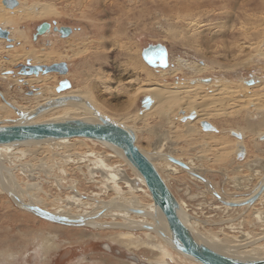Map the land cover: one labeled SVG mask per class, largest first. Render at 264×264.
I'll list each match as a JSON object with an SVG mask.
<instances>
[{"label": "rangeland", "instance_id": "obj_1", "mask_svg": "<svg viewBox=\"0 0 264 264\" xmlns=\"http://www.w3.org/2000/svg\"><path fill=\"white\" fill-rule=\"evenodd\" d=\"M18 1L25 5L24 10L26 12L17 13V15L19 14L18 19H21L17 21L18 31L14 32L17 35L15 38L13 37L14 40L7 39L9 34H11L12 24H8L6 27L0 24V42H3V49L0 53V67H4L0 68V103L8 107L10 103H16L21 106L27 105V101L24 98L26 97L28 100L36 92V89L27 86L25 83L21 85L14 83L12 79L20 76V73L24 74L28 69L24 67L27 66L25 63L29 60H23L26 57L25 53H48L53 47L56 49V54H52L48 60L39 63L40 65L34 66L64 65L66 73L62 76L70 72H76L77 78L81 76V73L83 75L84 70H86L85 73L92 74L96 70L95 68L103 66L101 71L108 74L111 79L110 82L104 85L110 87L105 93L103 85H98L96 84L97 81L92 80L97 99L109 109L108 113L116 115L114 121L117 122L124 116H131V119L129 117L127 119L128 122L130 121L128 124L134 125L133 127L136 130L143 129V131L137 133V141L142 150L147 151L148 154H151V150L155 148L157 135L167 131L169 140L165 141L163 152L169 153L178 150L179 153L186 154V157H183L184 161H187L188 157L202 156L203 160L201 162L204 170L201 173L204 172L206 180L216 190L224 191L226 195L239 192L234 191L232 184L237 181L238 176H241L243 168H245L243 170L244 173H249L244 167L245 162L250 163L259 158V166L262 164L264 166V141H258L255 136L250 135L248 130H246L247 127L256 125L259 120L257 114L253 111L255 101L251 99L252 97H248L247 100V97H244V99L242 97L244 95H253V98L257 99L259 97L264 100V59L262 60L256 52L254 53L255 47H257L259 42L263 43L261 48H264V0H235L233 3L225 0H214L216 2L204 0L206 1L204 2L205 7L200 10L197 11L196 9V11L178 15L176 11L182 4V0H133L135 3L128 11L105 9L102 7L103 0H88L87 2H84L85 0ZM190 1L194 2L197 0ZM207 2L211 4L208 7L206 5ZM16 5L18 3L15 0H0V6L2 7L13 8ZM39 5L47 6L49 11L41 12V9H37L41 7ZM32 8L34 10L31 11ZM194 17L196 18L195 20ZM43 22L51 25L50 30L33 39L36 27ZM185 24H187V28L186 26L184 27ZM53 27H68L71 29V33L66 37H62L59 33L56 35ZM9 42L13 44L8 45ZM156 44L166 48L168 67L170 66L171 69H177L176 59L192 61L206 69L200 73L192 74L190 71L180 68L174 74L172 73L171 76H168V74L167 78L159 77L156 71L158 68L149 67L141 58V52L144 48ZM249 44L252 46H249ZM100 47L102 51L99 49ZM127 49L132 50L130 55L134 58V61L137 58L141 65H146L145 67L148 71L151 70V74L155 75L154 79L174 84V87L176 83L182 85L185 81L193 85L190 80L197 78L209 79L210 82L215 79L220 81L219 83L222 81V83L228 84L229 87L233 86L234 88L230 89L231 93L226 94V98H223L225 100L222 99L220 103L221 110L219 109L220 104L214 107L219 109L221 114L219 113V115L210 117L209 120L202 121L209 123L217 131L215 133H207L208 136H204V131L200 127L201 122L196 123L199 130H193L195 124L193 122L190 125L189 123L185 125L188 120L186 119V121L184 118L192 113L194 114L195 107H192L193 109L190 108V113L189 111H180V114L183 115L179 117L180 119L177 118L178 121L174 124V128L172 126L168 127L165 118L162 117L160 119L156 115L153 118H151V115L147 116L144 125L132 120L136 119L133 116H138L144 112L145 108L142 103L146 96L140 95L132 106L127 102L129 93L139 84L134 82L132 83L133 87H129L128 84L129 79L138 76L137 70L133 73L121 74L115 69V66L125 62ZM4 51L6 52L4 53ZM76 51L81 52L69 60L67 58L68 55L71 56ZM94 52L99 57L106 59L105 65L92 64V69L87 66L83 67L81 61H86L85 64L91 61L92 55L95 54ZM58 55L62 57V60L55 63ZM138 66L139 64H136V67ZM48 73H55L57 77L60 75L59 72ZM4 75H9L12 79H2L1 76ZM62 76L58 77L59 82L66 80L71 88L74 80L68 75ZM142 77L143 75L141 74L140 78ZM250 80L254 81V87L247 89V86H252L246 84ZM24 103L26 104L24 105ZM11 111L14 116H9L8 119L4 120L2 119L3 116L0 117V124L9 120L12 123L14 120L20 119L15 112V108H12ZM178 113L176 111L175 115H178ZM175 130L177 131L176 135H171ZM230 131L241 132V136L244 137L242 140H238L229 134ZM187 132L190 136L187 135ZM185 134L186 136H184ZM208 137L213 139L208 140ZM214 139L217 140L214 141ZM241 142V146L247 151L245 152L244 158L246 157V161L244 162H242L244 158L241 161H237L235 156L236 145H240ZM239 166L242 167L237 170ZM54 170L53 178L49 180H54L58 176L57 170ZM126 174H130V172ZM68 175L70 178L73 177L78 180V188L83 189L86 195L90 191L98 192L96 186L84 184L78 174L75 175L74 173L72 175L71 173V175ZM165 177L174 197L185 203L188 214L193 216V219L197 222L210 221L208 223L211 224L208 226L209 228L212 227L213 231H217V224L212 222L233 215L232 211L226 212L223 208H216L219 206V201L213 193L205 192V179L204 182H196L184 173L176 175L165 174ZM47 184L45 183V188ZM136 186L139 187V183H136ZM57 194L64 199L65 196H71L73 193L68 188L62 187ZM238 194H241V192ZM101 198L106 200L104 196ZM42 224L49 223L15 206L7 192L2 190L0 192V250H8L16 258L8 259L6 255H3L0 257V264H148L146 258L153 256L139 242L140 240H146L145 236L140 232H135V240L123 242L111 238V235L115 234L112 231L79 226L80 228L76 229H85L84 231L88 235L96 234L98 236H96V239H93V237L84 239L82 243H72L70 241L71 243L69 244L67 243L69 240L66 238V234L58 233V231H56L57 233L46 232L45 225ZM73 227L78 226H71L63 230L73 231ZM56 228L60 230L63 227L57 226ZM44 237L49 240L50 247L53 246L54 249L53 252L51 250L44 254V259H42L40 255L43 254L39 246L42 245ZM124 243L130 246L126 247Z\"/></svg>", "mask_w": 264, "mask_h": 264}, {"label": "bare ground", "instance_id": "obj_2", "mask_svg": "<svg viewBox=\"0 0 264 264\" xmlns=\"http://www.w3.org/2000/svg\"><path fill=\"white\" fill-rule=\"evenodd\" d=\"M15 1L18 3L16 7L7 8L0 6V24L3 27H6L8 24H12L11 34H9L7 38L9 40H14V38L17 36L14 34V32L18 31L17 21L21 19H18L19 14L17 15V13H22L24 11L26 12V10H24L25 5L18 0ZM87 1L88 0H85L84 2ZM207 1L216 2L214 0ZM225 1L233 3L235 0ZM204 2L206 1L197 0L191 2L190 0H182V4L177 8V15L180 13H189L194 10L196 11V9L198 11L202 7H205ZM208 2L206 4L207 7L211 5ZM134 3L135 2L133 0H103L102 7L112 11H128L134 5ZM37 9H41V12L49 11V9H47V6L43 5ZM32 10L34 9L32 8L31 11ZM195 19L196 18L194 17V20ZM185 26L187 28V24H185L184 27ZM56 35H58V32H56ZM2 43L3 42H0V53L3 49ZM12 44L13 43L9 42L8 45ZM249 46L252 45L249 44ZM261 47H263V43L259 42L257 47H255L256 50L254 51V53L256 52L259 58H262L263 60L264 48ZM99 49H101V47ZM55 50L56 49L51 47V51L48 53H25L24 55L26 57H24L23 60H29L27 62L25 61V64H27V66L24 67H26L27 69L28 67L34 65H40L39 63L48 60L50 56H52V54H56ZM6 51H4V53ZM130 51L132 50H128V52H126L125 62L115 66V69L118 72H121V74H127L129 72L133 73L136 70L138 71V76H136V78L129 79V87H133L132 83L134 82H138L139 84H137L136 88L129 93L127 102L132 106L134 101L138 99L140 95L146 96L144 97V99H149V105L145 106V104H142L145 108L144 112L141 111L142 113L140 115L133 116L136 119H132L142 123L143 125L147 119V116L151 115L152 117H150L153 118V116L156 115L160 119L162 117L165 118V122H167L168 127L172 126L174 128V124L178 121L177 118L183 115L180 114V111L182 112L184 110V112H188L190 108L195 107V113H192L188 117H185L184 120H188H186L187 122L185 123V125L188 123L190 125L193 122V124L195 123V128L193 127V130H199V127L196 123L201 122V127L202 121L209 120L210 117L219 115V109L221 108L220 103L222 102V99L226 96V94L231 93L230 89L234 88L233 86L229 87L226 83H222V81L221 83H219L220 81H216L215 79L210 82L208 78V80L202 78L190 80L193 85L188 84L187 81H185V83H182V85L176 83L175 87L174 84L172 85L163 81H157L156 79H154L155 75L151 74V70L148 71V69L145 67L146 65H141L136 57L134 61V58L130 55ZM80 52L81 51H76L72 53L71 56L68 55L67 58L70 60V58L79 55ZM95 52L97 51L95 50ZM59 55L57 56L55 63H58L62 60V57ZM85 62L81 61L83 67L87 66L92 69V64L105 65L106 59L104 57H99L98 54L95 53L94 55H92L91 61L86 64ZM176 63L178 66L177 69H171L170 66H167L165 69L158 68L156 71L158 72L159 77H166L168 74V76H171L172 73L174 74V72L180 68L190 71V73L192 74L200 73L206 69L203 66H199L195 62L184 59H176ZM136 64H139V66L136 67ZM102 67L95 68V71L92 70V74H87L85 73L86 70H84L83 75L81 73V76H79V78L76 77V72L67 73L66 75L74 80V84L70 89L62 92H56V88L59 83L58 77L64 74H60L57 77L55 73L43 74L39 72L37 75H34L29 74V69H27L24 74L20 73V76L14 79L10 78L9 75L1 76L2 79H12L14 83H18L19 85L25 83L27 86L36 89V92H34L32 97H30L28 100L26 99V97L24 98V100L27 101H25L27 105H25L26 103H24L25 106H21L16 103H8V107L7 105L0 103V117L3 116V120L8 119L9 116H14L11 111L12 108H15L16 114L20 117L19 120H11L13 121L12 123H10V120L8 122H2L0 126H8L19 123L37 124L47 122H60L65 120H80L87 123H99V119L96 115H100L112 122H116L114 121L116 115L114 116V113H108L109 109L97 99L95 95L94 85L91 82L92 80H94L97 81L96 84L103 85V90L106 91L105 93H107L110 86L107 87L104 84L110 82L111 79L108 74L101 71ZM141 74L143 75L142 78H140ZM200 82L203 84H201ZM250 87H254L253 84L252 86H247L246 88L249 89ZM242 97L243 99L244 97H247L246 100L248 99V97H252L251 99L255 101V104H253V111H255V113L259 117L257 124L247 127L246 130H248L250 135L255 136L258 141H264V100L260 99L259 97V99L253 98V95H244ZM57 99L64 100L58 106L50 107L44 111H41L32 119H27V114L29 112H32L34 109H38L39 107H42L43 105L49 102H53ZM219 104V109L214 108L215 106H219ZM211 109L215 110L212 111ZM176 111L179 112L178 115H175ZM194 116L195 118H193ZM128 117L131 119V116H124L116 123L122 125L123 127L130 128L133 131L135 136V145L152 162L167 186L168 184L165 174L176 175L178 173H184L188 175L191 180L196 182H204L207 179L204 176V172L201 173L202 170H204L203 163L201 162V160H203L202 156L196 155L193 158L188 157L187 161H184L183 157H186V154L182 152L179 153L178 150L169 153L163 152L165 141L169 140L167 131L157 135V142L155 148L151 150V154H148L147 151L142 150V148L138 145L137 133L143 131V129L136 130L133 127L134 125L131 124V126L130 124H128L130 122H128L127 120ZM189 117H192L193 120L192 118L191 120H189ZM203 131L204 136H208L207 133H215L217 130L211 126L210 129ZM176 132V130L173 131L171 135H176ZM240 133L235 131L229 132L232 137H235L238 140H242L244 136L242 137V134ZM187 135H189L188 132ZM184 136H186V134ZM205 139L207 140V138ZM212 139L213 138H209L208 140ZM216 140L214 139V141ZM241 145L242 142L240 145H236L235 156L237 161H241L245 156V152H247ZM220 153H222V151H220ZM240 153L242 154V158L238 159L237 157ZM168 157H172L178 161H181L185 164L187 169H183L178 165L170 162L168 160ZM244 161H246V157L242 162ZM259 161L260 159L256 158L250 163L245 162L244 167H246L249 173H244L243 170L245 168H243L241 170V176H238L237 181L235 180L236 182L232 184V187H234V191H239L237 193L234 192L231 195H226L224 191L216 190L208 180L205 181V192L211 194L213 193V195H218L217 200L219 201V206L216 208H223L226 212L232 211L233 214L230 217L212 222L217 224V231H213L212 227L209 228L208 225L211 223L208 222L210 221L203 220L197 222L195 219H193V216H190L188 214L185 203L178 198V200L176 199L178 203V216L183 224L192 233L194 238L199 243L215 251L216 253L236 259L238 261L264 260V166L263 164L259 166ZM68 165L69 167H67ZM241 167L242 166L237 167V170H240ZM54 169L57 170L58 176L55 177L54 180H49L50 178H53L52 176L54 174ZM128 172H130V174H126ZM71 173L72 175H74V173L75 175L78 174L84 184L96 186L98 188V192L90 191L89 194L86 195L83 189L78 188V180H75V178L73 177H69L68 174L71 175ZM180 177L182 178V176ZM45 183H48L46 187L47 189L44 186ZM136 183H139L140 186H136ZM62 187L68 188L72 191L73 194L68 197L65 196V198L62 199L57 194V192ZM260 187H263V190L259 194L258 198L251 204H244V202L252 195H254V193ZM1 189L10 194L12 203L18 208H20V203L27 204L38 206L39 208L53 215L63 216L68 219H82L83 225L66 226L49 221V224H42L45 225V229L47 230L46 232L58 231V233L66 234V238H68L69 240L67 241V243L69 244L71 242L82 243L84 242V239L90 237L96 239V236H98L96 234L88 235L84 231L85 229L78 230L80 228L79 226H89L93 229L112 231L115 234L111 235V238L115 240H121L123 242L135 240V232H140L145 236L146 240H140L139 242L143 245L144 248H146L153 254L151 258H146V262L148 264H200L173 248L171 244V237L168 232L165 220L160 210L156 206H154L144 180L139 175V173L129 164L122 152L115 146L106 142H100L88 138L74 137L56 140L25 141L10 145H0V192L2 191ZM240 192L241 194H238ZM103 196L106 197V200H103L101 198ZM14 197H16L18 201L14 200ZM230 204H240V206H231ZM135 210L141 211V214L133 212ZM57 226L63 228L58 230V228H56ZM71 226L78 227H73V231L63 230L66 228H70ZM145 227H150V229H146ZM124 245L126 247L130 246L127 243H124ZM39 248L41 253L43 254L40 255L42 256V259H44V254L51 250L53 252L54 249L53 246L50 247V242L48 239H46V237H44L43 243L41 246H39ZM3 255H6L8 259L16 258V256L8 252V250H0V257H2Z\"/></svg>", "mask_w": 264, "mask_h": 264}, {"label": "water", "instance_id": "obj_3", "mask_svg": "<svg viewBox=\"0 0 264 264\" xmlns=\"http://www.w3.org/2000/svg\"><path fill=\"white\" fill-rule=\"evenodd\" d=\"M51 25L47 22L39 24L35 29L33 39L43 35L50 30ZM62 37H66L71 33L68 27L53 28ZM143 61L152 68L165 69L168 66L167 51L162 45H149L141 52ZM63 67V71L58 68ZM29 74L37 75L39 72L45 74L48 72H59L60 74L66 73L64 65L53 64L51 66H31L28 67ZM248 85L253 84V80L247 82ZM70 88L68 81L64 80L58 83L56 92H62ZM74 99V98H73ZM64 99H57L49 102L38 109H34L27 114V119H32L41 111L50 107L58 106ZM143 105H149V99L145 98ZM99 123H87L80 120H65L60 122H47L37 124L19 123L8 126H0V145H10L25 141H43V140H56L62 138H88L100 142H106L118 148L129 164L139 173L144 180V183L150 193L152 202L156 206L164 220L171 237V244L173 248L183 255L192 258L200 264H264V260L259 261H238L236 259L226 257L208 247L199 243L188 228L180 220L177 210L178 203L176 198L163 181L152 162L143 154L135 145V136L130 128L123 127L122 125L112 122L107 118L96 115ZM192 117H189L191 119ZM201 127L203 130H208L211 126L202 122ZM234 135V134H233ZM235 136V135H234ZM239 137V136H238ZM264 139V136H263ZM238 159L242 158V154H238ZM168 160L183 169H187L184 163L172 157ZM263 190L260 187L254 195L247 199L244 204L253 203ZM11 199L10 194L7 192ZM216 198L218 195L214 194ZM18 201L16 197L13 198ZM231 206H240V204H230ZM20 209H24L34 215L60 225H83L82 219H68L63 216L53 215L38 206H32L20 203ZM141 214V211H133ZM150 229V227H145Z\"/></svg>", "mask_w": 264, "mask_h": 264}, {"label": "flooded vegetation", "instance_id": "obj_4", "mask_svg": "<svg viewBox=\"0 0 264 264\" xmlns=\"http://www.w3.org/2000/svg\"><path fill=\"white\" fill-rule=\"evenodd\" d=\"M58 69H59L60 71H63V67H59Z\"/></svg>", "mask_w": 264, "mask_h": 264}]
</instances>
